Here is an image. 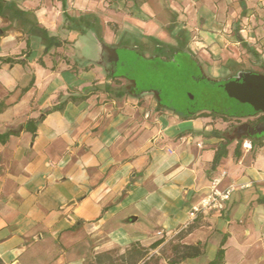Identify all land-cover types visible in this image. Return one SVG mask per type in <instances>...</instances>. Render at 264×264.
Instances as JSON below:
<instances>
[{
  "label": "crops",
  "instance_id": "0c3cea01",
  "mask_svg": "<svg viewBox=\"0 0 264 264\" xmlns=\"http://www.w3.org/2000/svg\"><path fill=\"white\" fill-rule=\"evenodd\" d=\"M4 1L60 45L0 18V264H264V137L183 119L77 51L89 31L117 49L183 33L217 70L264 63V0ZM222 172L225 210L190 219Z\"/></svg>",
  "mask_w": 264,
  "mask_h": 264
},
{
  "label": "rangeland",
  "instance_id": "374dc122",
  "mask_svg": "<svg viewBox=\"0 0 264 264\" xmlns=\"http://www.w3.org/2000/svg\"><path fill=\"white\" fill-rule=\"evenodd\" d=\"M189 33L190 41L196 40L193 39L196 36L195 32ZM164 42L167 45L176 44L169 36L164 38ZM93 43L91 37L80 40L77 51L86 52L94 46ZM116 53L118 61L114 67L115 74L123 76L122 78L127 81L134 80L137 91L158 92L161 105L165 109L172 112L214 111L230 119L228 128H231L230 132L234 135H237L236 129L242 125H249L245 123L246 119L239 118L251 113L249 106L228 98L222 88L211 85L206 80L199 79L198 76L202 73L205 79L217 82L225 81L239 71L264 74V63L243 55L245 60L240 67H233L224 72L212 68L210 64L193 54L200 66L201 71L199 72L188 59L180 57L179 54L171 55L168 59L158 58L152 50L151 42H146L142 47L138 45L136 49L130 51L119 49ZM147 95L157 101L155 93H147Z\"/></svg>",
  "mask_w": 264,
  "mask_h": 264
},
{
  "label": "trees",
  "instance_id": "16d2710c",
  "mask_svg": "<svg viewBox=\"0 0 264 264\" xmlns=\"http://www.w3.org/2000/svg\"><path fill=\"white\" fill-rule=\"evenodd\" d=\"M62 2V7L65 8V0H61ZM64 17L67 18V16L64 14ZM0 18L4 21H10V20H14L16 22H18L19 27L22 28V26L25 24H29V31L28 34L30 35H34L36 37H38L42 44L44 45V53H47L51 48H56L60 45V42L58 41V39L52 35H50L45 29L39 27L37 25V23L28 16L27 13H24L23 11H20L19 9H17L14 4L10 3V2H6L4 0H0ZM175 41H176V45L175 46H170V45H166L163 44L155 39H149L152 42V50L155 52V54H157L160 58H164V59H168L171 55L175 54H179L180 57H185L186 59L189 60V62L191 64L194 65V67H196L199 72L200 67L198 65V61L195 59V57L193 56V54L188 50L187 48V40L185 38V36L183 35V33H178L175 37H174ZM138 46L137 41L132 40V43L130 42V40H120L119 43L117 44V47L122 48L124 50H126V48H130V49H136V47ZM126 51H130V50H126ZM249 54L251 55L252 59L254 61H258L259 57L257 55V53H255L252 49H250ZM116 77H123V76H116ZM199 79L204 80L203 77L198 76ZM129 83H131L133 86L136 87V82L134 80H128ZM207 82H209L211 85H214L218 88H221L220 84L221 82H216V81H209L206 80ZM117 82V81H116ZM149 91V90H148ZM141 92H145V91H141ZM121 95L122 93H117V95ZM83 97H79L77 99H82ZM71 100H76L73 97H68L67 99H65L63 102H61L57 107H55L56 110H61L62 106L64 104H66L67 101H71ZM157 100L158 103L160 104L161 107H164L161 105V99H160V95L159 93L157 94ZM177 114H179L181 116V118L183 119H195V118H202V117H209L211 119L214 120H221L222 122H230V119H228L227 117H224L223 115H220L214 111H210V112H205V111H195V112H190V111H185V112H176ZM248 117H255L252 121H249L251 125H256L259 123H264V115L263 114H256L252 111L251 109V113L250 114H245L240 116L239 118H248ZM238 118V119H239ZM245 137H241L239 138L240 141L244 140ZM252 146L255 148H258L261 146V142L260 141H251ZM217 157L215 158V160H217ZM188 251L187 253H184L183 256H189V257H194L197 256L198 254H200V250L197 246H190L188 247ZM222 257V252L221 250L218 253V259L212 263V264H218L220 262V259ZM170 263H175V262H170Z\"/></svg>",
  "mask_w": 264,
  "mask_h": 264
},
{
  "label": "water",
  "instance_id": "95a60500",
  "mask_svg": "<svg viewBox=\"0 0 264 264\" xmlns=\"http://www.w3.org/2000/svg\"><path fill=\"white\" fill-rule=\"evenodd\" d=\"M88 34L94 42L93 48L94 50H98L99 55L102 58L103 64L108 67L111 65L114 68L118 61L116 51L119 49L104 45L93 31H89ZM217 82H221L220 86L228 98L236 101L239 104L249 106L252 111L256 114L264 115V74L239 71L231 78L225 81ZM142 93H155L156 97L158 94V92L154 91ZM242 128H248V131L246 133H241ZM236 132L237 134H241L249 139L255 140L260 137H264L260 136L261 133H264V126L257 125L256 127L250 129L249 125H242L240 128L236 129Z\"/></svg>",
  "mask_w": 264,
  "mask_h": 264
},
{
  "label": "built area",
  "instance_id": "2783aa9c",
  "mask_svg": "<svg viewBox=\"0 0 264 264\" xmlns=\"http://www.w3.org/2000/svg\"><path fill=\"white\" fill-rule=\"evenodd\" d=\"M200 147V144L197 145ZM242 148L245 150L251 149V144L249 141H244L242 143ZM50 167L53 164L48 163ZM225 172H222L218 177H214L209 181L206 194L200 199V201L193 205L189 212L190 219H195L198 215L206 214L210 211L222 212L225 210L228 201L230 200L231 193L234 190V186L230 185L224 189L219 187L221 179L224 177ZM247 187L246 185L241 186V188ZM158 235H163L165 238L171 239L174 235L172 232L160 231Z\"/></svg>",
  "mask_w": 264,
  "mask_h": 264
},
{
  "label": "flooded vegetation",
  "instance_id": "af4514ba",
  "mask_svg": "<svg viewBox=\"0 0 264 264\" xmlns=\"http://www.w3.org/2000/svg\"><path fill=\"white\" fill-rule=\"evenodd\" d=\"M175 55H176V54L174 53L172 56H175ZM158 58H160V57L158 56ZM109 70H110L111 73H114V75L117 76V75L115 74V69H114L111 65L109 66ZM201 74H202V73H201ZM201 76H202V75H201ZM204 80H207V79L204 78ZM254 118H255V117L244 118V119L247 120L245 123H248V124H249L250 129L256 127L257 125H263V126H264V123H259V124H256V125H251L249 121H252ZM247 131H248V128H244V129L242 128V129H241V133H246ZM260 136H264V133H261Z\"/></svg>",
  "mask_w": 264,
  "mask_h": 264
}]
</instances>
